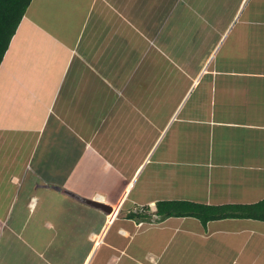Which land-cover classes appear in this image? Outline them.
Returning a JSON list of instances; mask_svg holds the SVG:
<instances>
[{
    "label": "crops",
    "instance_id": "crops-1",
    "mask_svg": "<svg viewBox=\"0 0 264 264\" xmlns=\"http://www.w3.org/2000/svg\"><path fill=\"white\" fill-rule=\"evenodd\" d=\"M50 4L54 16L35 19L65 16V39L28 20L46 47L28 40L7 60L14 34L0 63V264H264V221L125 216L264 198V0H40ZM177 5L179 32L163 39ZM101 34L127 56L140 41L174 55V108L154 104L153 56L127 77Z\"/></svg>",
    "mask_w": 264,
    "mask_h": 264
},
{
    "label": "rangeland",
    "instance_id": "rangeland-1",
    "mask_svg": "<svg viewBox=\"0 0 264 264\" xmlns=\"http://www.w3.org/2000/svg\"><path fill=\"white\" fill-rule=\"evenodd\" d=\"M53 0H48V2H51ZM56 6V5H55ZM47 8V9H46ZM42 7L40 5V0H32L30 5L28 6L24 16H23V21L20 24V26L18 27V30L15 33L14 39L12 40V47L9 49V53H8V57L7 60L10 59L11 57H14V55H12L14 53V50H18V56L19 58H21L24 54V52L21 51V45L22 44H26L28 40H32L31 45L37 46L39 47V49H44L47 45L44 44L45 40L42 39V37L40 36V33L36 36L35 34H37V30L36 28H31V30L29 31H25L24 28V24L29 20L32 23L35 24V26L39 29H45L47 28L48 31H50L48 34H52L50 35V37H54L53 35H55L56 39H60L63 38L62 40L65 39L66 37V31H64L65 29V25L68 23V20L65 16L60 17V20H57V23H54V19L57 17H52L50 20H46L44 19V17H40L39 19H35L38 14H40L41 12H47L49 16H54L52 14L51 11V4L49 5V7ZM175 11L173 13V15L169 18L164 16V18H162L161 20V24L163 25V27L161 28V32L159 33L163 39L166 38L168 30L172 33L177 34L180 29V27L178 26L179 24V12H180V7L177 5L174 7ZM186 20L185 17H182L181 23L184 22ZM27 30V29H26ZM29 32V35L26 36V33ZM85 37L82 39L81 44H80V49L83 50V48H86V45L89 46V44H87V37L86 34H84ZM98 35V34H97ZM36 36V38H35ZM45 39H47V37H44ZM95 38H98L96 40L97 43V47L98 49H102V56L104 58H108V59H114L116 60L118 63L121 61L122 57H125L126 60L124 61V67L123 70L127 73V77H129L131 75L132 72V68H133V63L134 60L137 59L136 65H138L134 71L138 72V76L139 78H142V75H146L147 71H149L150 62L151 58L153 56V63L157 64V63H161L162 65H158L156 66L155 64L153 65L154 68L151 71L152 74L155 75V77L152 79L153 82V90H154V104L159 105V107L161 108V112H164L167 108H174L175 103H176V99H179V94H178V89H180V85H179V76H178V70L177 67L174 66V64L171 63L170 58H173L174 55L172 54H152V52L147 53L146 52V48H144L143 42L140 41L141 43H139V49H138V55H135L133 52H131L128 56L125 55V50L124 48H115L112 47V40L110 38H106V35L102 34L97 37L95 36ZM60 40V41H62ZM18 46V48L16 49V47ZM125 47V46H124ZM26 48H24L25 51ZM171 53V51H169ZM34 54H40L41 52L39 50H37L36 52H34ZM38 55V56H40ZM37 56V57H38ZM127 64V65H126ZM142 72V73H141ZM124 75H126L123 72ZM130 81V80H129ZM169 89V92H168ZM155 92L157 94V97L155 96ZM162 92H166V94H161ZM159 95V96H158ZM162 105H166L165 107ZM164 107V108H163ZM16 210H13V212H15Z\"/></svg>",
    "mask_w": 264,
    "mask_h": 264
},
{
    "label": "trees",
    "instance_id": "trees-1",
    "mask_svg": "<svg viewBox=\"0 0 264 264\" xmlns=\"http://www.w3.org/2000/svg\"><path fill=\"white\" fill-rule=\"evenodd\" d=\"M31 1L0 0V63ZM125 216L136 222L184 216L195 217L202 224L224 218L264 221V198L252 204L221 206H208L187 201H158L155 203L153 212L146 205L143 208H134L125 212Z\"/></svg>",
    "mask_w": 264,
    "mask_h": 264
},
{
    "label": "water",
    "instance_id": "water-1",
    "mask_svg": "<svg viewBox=\"0 0 264 264\" xmlns=\"http://www.w3.org/2000/svg\"><path fill=\"white\" fill-rule=\"evenodd\" d=\"M56 189L59 190L58 187ZM67 194L69 196L75 198L77 201H79V202H81L83 204H86V205H88L90 207H93V208H96V209L100 210L104 214H110L112 212V208L110 206H108V205L95 202L94 200H90V199H86V198L80 197V196H78L76 194H73V193H70V192H67Z\"/></svg>",
    "mask_w": 264,
    "mask_h": 264
},
{
    "label": "clouds",
    "instance_id": "clouds-1",
    "mask_svg": "<svg viewBox=\"0 0 264 264\" xmlns=\"http://www.w3.org/2000/svg\"><path fill=\"white\" fill-rule=\"evenodd\" d=\"M147 206H149V208H150V210L153 212V211H155V206H152V205H147Z\"/></svg>",
    "mask_w": 264,
    "mask_h": 264
},
{
    "label": "built area",
    "instance_id": "built-area-1",
    "mask_svg": "<svg viewBox=\"0 0 264 264\" xmlns=\"http://www.w3.org/2000/svg\"><path fill=\"white\" fill-rule=\"evenodd\" d=\"M95 237V234H92L91 236H90V239H93Z\"/></svg>",
    "mask_w": 264,
    "mask_h": 264
},
{
    "label": "bare ground",
    "instance_id": "bare-ground-1",
    "mask_svg": "<svg viewBox=\"0 0 264 264\" xmlns=\"http://www.w3.org/2000/svg\"><path fill=\"white\" fill-rule=\"evenodd\" d=\"M25 47V46H24Z\"/></svg>",
    "mask_w": 264,
    "mask_h": 264
}]
</instances>
